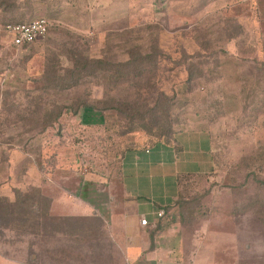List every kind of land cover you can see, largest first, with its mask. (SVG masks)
<instances>
[{"label": "rangeland", "instance_id": "374dc122", "mask_svg": "<svg viewBox=\"0 0 264 264\" xmlns=\"http://www.w3.org/2000/svg\"><path fill=\"white\" fill-rule=\"evenodd\" d=\"M3 1L12 8H0V264H100L108 243L98 242L99 219L51 217L50 197L80 196L88 174L120 187L122 151L156 142L171 115L177 132L210 131L215 166L183 180L168 217L190 233L228 240L233 264H264V0ZM40 18L51 23L47 37L14 47L4 24ZM146 26L155 37L143 52L157 40L161 66L148 63L142 77L116 88L87 76L66 90L57 79L72 66V51L126 59L121 47L147 36ZM182 53L202 58L187 62ZM121 105L138 111L135 128H118ZM58 106L66 108L56 121ZM56 207L62 215L63 203Z\"/></svg>", "mask_w": 264, "mask_h": 264}, {"label": "crops", "instance_id": "0c3cea01", "mask_svg": "<svg viewBox=\"0 0 264 264\" xmlns=\"http://www.w3.org/2000/svg\"><path fill=\"white\" fill-rule=\"evenodd\" d=\"M214 166L210 131L181 130L170 140L128 149L119 164L120 187L112 184L114 190H109L101 186L108 184L106 178L88 174L80 196L73 191L64 192L63 201L49 196V214L87 223L99 219L98 242L106 240L108 248L98 254L96 263L233 264L229 261L233 245L228 240L190 233L168 217L179 197L182 177L209 174ZM59 203L64 205L62 215L57 214ZM158 211L165 212L163 218H157ZM143 217L149 218V227L141 226ZM207 228L210 231L211 225Z\"/></svg>", "mask_w": 264, "mask_h": 264}, {"label": "trees", "instance_id": "16d2710c", "mask_svg": "<svg viewBox=\"0 0 264 264\" xmlns=\"http://www.w3.org/2000/svg\"><path fill=\"white\" fill-rule=\"evenodd\" d=\"M0 1H1L0 2V8H3V9L8 8L9 4L7 1L6 2H4L3 0H0ZM9 7H11V6H9ZM28 22H30V21H28ZM18 23H25V22H17V21L8 22V23L4 24L3 28L5 29V27L8 24H18ZM145 28H146V30L149 31V34L147 36L139 35V36L135 37L134 39L133 38L129 39L131 44L125 42L126 44L121 47L122 55L126 56L127 57L126 59L121 60V61H116L112 58V61H111V59L108 58L107 55H105V57H103V58L90 59L87 57H82V55L76 53L75 51H72L71 52V59H70L72 66L70 68H68V70L66 71V73L64 75L56 74L58 77L57 79L60 80L62 83L66 84V87H65L66 90L72 89L74 86H76V87L80 86L83 79H85L84 77H87V76L93 77L94 79H99L101 82L105 81V82L111 83L112 86L114 88H116L121 83L126 82V79H130L131 77H135V78L142 77L146 73L145 70L143 69V67H144V65H146L148 63H149V65L154 64L156 67L161 66L162 63H159V62H162L160 60V53H159L160 49H158V47L160 48V46L155 45L158 42L157 40H156L155 44L150 43V45L153 46L152 52L150 54H145L143 52L144 47H145L144 44L146 43V45L148 46L150 37L151 36L155 37L154 33L152 32L153 29L151 26H146ZM50 30H51V28L49 29V32H50ZM156 39H158V34H156ZM138 40L141 42V45H138V46L132 45V43L134 44V42H138ZM36 43H39V42H36ZM32 45H34V44H32ZM32 45L23 46L22 48L26 49V48L31 47ZM111 50H112V48L110 49V51ZM184 57H185V60L187 62L202 58V56H187V55H184ZM52 60H53V58L50 61H52ZM171 61L174 64L178 63V65H179V62L173 61V60H171ZM44 73H45L46 82L50 81L52 79V67L47 65L44 69L43 75H44ZM188 74H189V82H191L193 79V71L191 70ZM72 83L74 84V86ZM172 93L175 94V92H173V90H172ZM82 106L84 107V110H92V111H95V110L98 111L99 110L98 107H96L92 104H88V103L82 104ZM57 108H58V115L55 119H56V121H59L63 117V114H64L63 110L66 107L65 106H62V107L58 106ZM131 109L128 106H122V105H121V107L117 108V111L115 113H117L118 115H116V117L121 119L119 121V124H118L119 129H123L127 125L126 121L130 122V125L133 128H135L134 122L139 121L137 118L138 111L133 112V110H131ZM100 112L104 113L103 114V117H104L103 121H104V125H105L107 117H108L107 113H111L109 111V107L108 108L105 107V109L100 111ZM74 113L77 114L76 110L74 111ZM147 117H148V115H147ZM171 117H172V115L170 116V119H172ZM170 119L166 116L164 117L166 124L161 129L160 134L156 135V137L159 136L158 140L156 142L163 141L164 137L166 135L171 136L173 134L172 135V137H173L177 133L176 129L178 127V124H177L176 120H170ZM144 120H145V117H144V119H141L142 122H145ZM127 127H128V125H127ZM132 132H133V130L132 131L126 130V131L122 132V135L126 136ZM127 150L128 149L122 151L121 160H122V157ZM194 176H200V175H191V176L182 177V179L179 182V194L182 193V185H183L182 182H183V180H185L189 177H194ZM103 178H106V177L103 176ZM106 179H107V181H109L108 178H106ZM262 185L264 186V182L262 183ZM180 196H181V194H180ZM49 207L50 206H48V208ZM48 213H49V210H48Z\"/></svg>", "mask_w": 264, "mask_h": 264}, {"label": "built area", "instance_id": "2783aa9c", "mask_svg": "<svg viewBox=\"0 0 264 264\" xmlns=\"http://www.w3.org/2000/svg\"><path fill=\"white\" fill-rule=\"evenodd\" d=\"M51 27V23L46 18H40L25 23L8 24L5 27V31L11 35L12 44L16 48H22L23 46L32 45L36 42L44 40ZM164 211L157 212V218H163ZM141 226L149 227L150 220L148 217H143L141 220Z\"/></svg>", "mask_w": 264, "mask_h": 264}]
</instances>
